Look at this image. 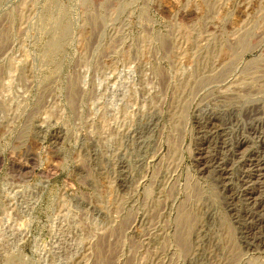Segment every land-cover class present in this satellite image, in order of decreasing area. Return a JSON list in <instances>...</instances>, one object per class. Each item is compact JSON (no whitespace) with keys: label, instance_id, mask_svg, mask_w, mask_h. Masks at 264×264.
Here are the masks:
<instances>
[{"label":"rangeland","instance_id":"1","mask_svg":"<svg viewBox=\"0 0 264 264\" xmlns=\"http://www.w3.org/2000/svg\"><path fill=\"white\" fill-rule=\"evenodd\" d=\"M0 264H264V0H0Z\"/></svg>","mask_w":264,"mask_h":264}]
</instances>
